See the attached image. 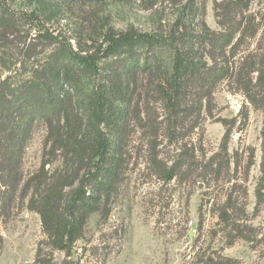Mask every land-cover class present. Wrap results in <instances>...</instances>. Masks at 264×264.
Masks as SVG:
<instances>
[{"label": "rangeland", "instance_id": "1", "mask_svg": "<svg viewBox=\"0 0 264 264\" xmlns=\"http://www.w3.org/2000/svg\"><path fill=\"white\" fill-rule=\"evenodd\" d=\"M249 1L0 0V14L18 23L0 44V83L8 77L26 94L47 68L49 88L53 70L77 83L74 92L58 88L64 116L50 117L51 126L34 119L16 190L0 188V264H264V109L243 86L257 75L237 76L264 57V0ZM44 29L56 40L38 39ZM143 33L183 34L205 64L229 41L237 74L207 77L182 99L168 82V46H123L93 72L61 44L86 56L104 51L110 35ZM98 129L109 146L104 161L94 157ZM62 144L81 146L83 159ZM81 181L94 211L67 254L50 245L39 209L61 191L64 202Z\"/></svg>", "mask_w": 264, "mask_h": 264}, {"label": "trees", "instance_id": "2", "mask_svg": "<svg viewBox=\"0 0 264 264\" xmlns=\"http://www.w3.org/2000/svg\"><path fill=\"white\" fill-rule=\"evenodd\" d=\"M233 2L236 4L234 7H242L243 5L248 6L250 1L233 0ZM17 24V16L13 13L0 14V44L8 41L9 37L16 34ZM247 30L248 27H245L244 31L246 32ZM226 36L230 37L231 34H227ZM37 37L38 39H46V41L51 39L56 40L46 29H44L43 35L39 34ZM26 38L27 37L22 36L20 40L26 41ZM228 42L229 41H226L219 45V50L221 52V54H219L220 57H218L219 61L214 58V55H208L212 64L202 63L199 52H191L192 47L189 46L190 43L183 34L177 37H160L148 33L140 35H110L106 39L108 45L104 51L86 56L80 55L78 52L74 51L69 44L63 42H61V44L65 45L64 53L69 61L82 65L93 72L98 68V63L102 59L116 54L119 48L123 46L138 43L162 44L168 46L172 50V66L168 82L176 97L183 99L188 93L189 88L193 85L196 86V90L198 91L203 89L202 85L207 77L213 78L214 80H222L233 74H237L234 67L235 65L231 64L226 58L225 50L228 45H230ZM209 44H207V46H210ZM29 46H33V44H29ZM211 46L214 47L213 45ZM34 47L36 50L38 45ZM239 70L241 73L237 76L240 80H244L243 73L245 74L247 71L250 75H257L255 84L250 81L249 83L246 82L243 86L252 104L260 107V109H264V57L261 59L257 57V60L249 67L243 63ZM10 71L11 69H8L6 72ZM53 72L54 85L52 88H49V68H47L41 72L42 80H38V84L35 86L30 85L26 89V94L20 92L24 86L10 83V78L8 77L0 83V173L1 177L4 179V183L1 184L0 188L8 187L14 191L22 180V160L26 145L31 138L34 119L37 116H42L47 122L49 121V125L51 126L53 121L50 120V117L52 118L55 115H60L62 117L64 116V112L66 113L63 105L61 106L58 88H62L64 85L68 87L69 85L70 90L74 92L77 83L73 78H68L63 75L60 76V74L55 73V70H53ZM63 77H65L64 81ZM49 97L57 99L59 105L55 101V103L52 104L53 106L49 107ZM94 100L95 104L92 108V117L99 127L102 122L100 114L102 109V95L100 92L96 91L94 93ZM94 141V157L104 161L109 150L106 135L99 130L95 135ZM56 142H58V137L55 139V144ZM60 147L66 149L63 144ZM68 148V150L66 149L67 152L75 155L74 158L83 159V157H81V146ZM94 176L95 175H92L88 178L93 180ZM85 182L81 181L74 195L69 198L64 197V202L63 198H60L63 196V191H61L52 204H49L48 197L45 201L48 205L39 209L44 231L48 236L50 245L57 249L65 250L67 254L71 253L73 243L82 233L88 217L94 211V206H91L89 203L92 197H90V195L87 196V192L84 190ZM87 208H90V211L87 212Z\"/></svg>", "mask_w": 264, "mask_h": 264}]
</instances>
